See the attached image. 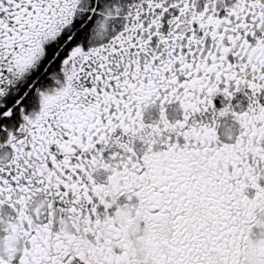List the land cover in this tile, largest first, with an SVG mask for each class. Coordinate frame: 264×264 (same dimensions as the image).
<instances>
[{"label": "snow or ice", "instance_id": "6c2138e0", "mask_svg": "<svg viewBox=\"0 0 264 264\" xmlns=\"http://www.w3.org/2000/svg\"><path fill=\"white\" fill-rule=\"evenodd\" d=\"M0 264H264V0H0Z\"/></svg>", "mask_w": 264, "mask_h": 264}]
</instances>
